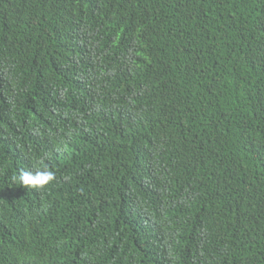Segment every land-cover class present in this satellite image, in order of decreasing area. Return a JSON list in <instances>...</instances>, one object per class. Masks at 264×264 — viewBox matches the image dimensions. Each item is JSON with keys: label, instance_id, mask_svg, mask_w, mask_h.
<instances>
[{"label": "trees", "instance_id": "1", "mask_svg": "<svg viewBox=\"0 0 264 264\" xmlns=\"http://www.w3.org/2000/svg\"><path fill=\"white\" fill-rule=\"evenodd\" d=\"M0 264H264V0H0Z\"/></svg>", "mask_w": 264, "mask_h": 264}, {"label": "clouds", "instance_id": "2", "mask_svg": "<svg viewBox=\"0 0 264 264\" xmlns=\"http://www.w3.org/2000/svg\"><path fill=\"white\" fill-rule=\"evenodd\" d=\"M13 179L20 183L25 188L33 189H44L50 183L56 180V175L53 171L47 168L41 170L38 169L35 172L29 170H21L18 177H13Z\"/></svg>", "mask_w": 264, "mask_h": 264}]
</instances>
